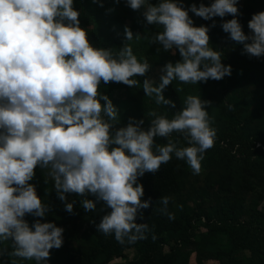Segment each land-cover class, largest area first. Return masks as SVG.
Returning a JSON list of instances; mask_svg holds the SVG:
<instances>
[{
    "label": "clouds",
    "instance_id": "1",
    "mask_svg": "<svg viewBox=\"0 0 264 264\" xmlns=\"http://www.w3.org/2000/svg\"><path fill=\"white\" fill-rule=\"evenodd\" d=\"M126 3L132 10L143 6L146 24L162 28L150 43L173 50V55L178 50L181 57L163 66L158 84L144 79V93L154 94L157 105L175 108L163 95L173 80L195 85L231 75V66L222 64L221 53L209 46L208 27L194 26L189 10L205 20L231 15L222 20V30L243 45L244 53L264 56V11L252 14L246 35L235 18L237 0H212L198 7L193 3L189 9L176 0ZM79 15L73 0H0V243L11 239L7 255L36 264H48L50 250L63 245L64 231L39 219L30 227L24 219L42 218L47 210L29 183L37 166L48 169L67 212H73V203L66 194L85 197L80 204L86 212L102 202L110 211L101 217L97 231L113 235L120 244L134 243L146 238L148 225L136 223V217L150 204V198L141 199L144 188L138 177L156 173L173 154L199 175L203 154L215 144L216 130L204 107L210 101L199 96L189 95L171 119L150 111L147 130L141 127L143 119L132 117L125 126L115 127L118 110L99 91L101 82L136 87L139 82L133 77L145 76L150 65L138 60L127 44L115 55L111 48L94 47ZM124 31L132 40V31ZM173 132L182 134L189 146L178 147L167 139ZM155 137L167 143H154ZM89 194L95 201L86 198ZM168 202L169 197H161L160 211L173 219ZM6 249H0V255Z\"/></svg>",
    "mask_w": 264,
    "mask_h": 264
},
{
    "label": "trees",
    "instance_id": "2",
    "mask_svg": "<svg viewBox=\"0 0 264 264\" xmlns=\"http://www.w3.org/2000/svg\"><path fill=\"white\" fill-rule=\"evenodd\" d=\"M193 1L176 0L185 9ZM158 2L149 0L151 4ZM73 7L80 13V27L88 33L94 47L111 48L115 55L127 44L138 60L146 59L150 65L145 76L133 77L139 82L136 87L101 82L99 91L118 110L119 123L115 127L125 126L132 117L135 121L143 119L141 127L147 130L153 118L150 111L171 119L192 95L210 101L204 107L216 138L214 146L203 154L199 175H194L186 161L173 154L156 173L146 172L138 177L137 182L144 188L141 199L150 198V204L140 210L142 216L136 217V223L148 225L146 238L134 243L125 240L120 244L113 235L97 231L101 217L110 211L102 202H97L95 211L86 212L80 204L85 197L66 194L67 202L73 203V212H67L48 169L37 166L29 183L35 186L47 210L42 218L25 215L24 219L30 227L39 219L64 229L63 245L50 250L48 264H189V252L195 253V264H264V205L259 207L264 200V56L244 53L243 45L232 41L222 30V20L232 19L231 15L205 20L189 10L194 26L208 27L209 46L220 48L221 63L231 66V75L195 85L173 80L163 95L175 102V108L157 105L154 94L145 95L144 79L158 69L154 80L158 84L163 66L181 59L178 50L173 55V50L165 51L150 43L149 38L162 28L147 25L143 6L132 10L126 0H73ZM237 8L235 18L247 35V22L252 14L264 11V0H237ZM125 27L133 33L130 41L126 39ZM167 139L178 147L189 146L180 133L173 132ZM167 139L155 137L154 143L163 145ZM165 196L169 197L167 212L174 215L173 219L160 211L164 208L161 197ZM86 198L95 201L90 194ZM2 248L7 249L0 255V264L18 259L7 255L12 249L11 239L0 243ZM18 264L36 262L18 259Z\"/></svg>",
    "mask_w": 264,
    "mask_h": 264
},
{
    "label": "rangeland",
    "instance_id": "3",
    "mask_svg": "<svg viewBox=\"0 0 264 264\" xmlns=\"http://www.w3.org/2000/svg\"><path fill=\"white\" fill-rule=\"evenodd\" d=\"M212 2V0H194L193 3L197 5V7L200 5V3H204L206 6L209 5ZM192 3V4H193ZM213 49L219 51V47H212ZM159 74L158 69H154L151 73L150 80L154 81L157 79V76ZM264 205V200H262L259 203V207ZM188 258H189V264H195V253L194 252H189L188 253ZM210 261L206 262L209 263Z\"/></svg>",
    "mask_w": 264,
    "mask_h": 264
}]
</instances>
